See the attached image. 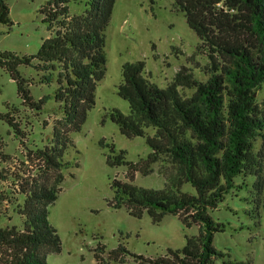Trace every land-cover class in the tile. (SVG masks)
Masks as SVG:
<instances>
[{
  "label": "trees",
  "instance_id": "obj_1",
  "mask_svg": "<svg viewBox=\"0 0 264 264\" xmlns=\"http://www.w3.org/2000/svg\"><path fill=\"white\" fill-rule=\"evenodd\" d=\"M115 1L49 0L40 12L52 34L37 54L0 52V67L16 82L25 107L39 111L48 97L33 98L29 87L34 80L21 75V65H34L42 72L40 83L56 81L55 98L63 104V114L53 120L52 134L40 148L27 145L29 122L20 110L0 114L20 140L24 156L0 150V161L23 165L0 170V180H10L8 190L0 188V203H9L23 218L21 228L0 227V264H47L49 254L61 252L48 206L62 190L67 163L60 158L72 143L70 132L86 120L106 74L105 31ZM76 4L82 8L72 12ZM174 4L199 37L197 51L206 53L208 76L199 80L182 66L162 88L147 77L143 61L123 64L118 95L128 101L130 113L114 110L110 116L123 135L145 138L151 151L145 159L130 163L125 151L113 150L106 155L107 164L127 165L125 177L131 181L137 172L148 175L159 164L165 186L146 189L115 179L116 196L110 203L126 207L137 218L146 212L154 223L172 214L185 227H197L198 233L188 236L181 249H168L156 258L135 255L141 264H213L223 256L213 245L214 235L225 227L211 212L237 187V177L255 176L264 188V0H174ZM0 24L9 29L14 24L7 0H0ZM183 89L192 93L183 94ZM186 185L194 191L184 189ZM8 211L6 207L0 216ZM120 251L127 250L119 246L114 251L123 260ZM95 256L102 261L98 252Z\"/></svg>",
  "mask_w": 264,
  "mask_h": 264
},
{
  "label": "rangeland",
  "instance_id": "obj_2",
  "mask_svg": "<svg viewBox=\"0 0 264 264\" xmlns=\"http://www.w3.org/2000/svg\"><path fill=\"white\" fill-rule=\"evenodd\" d=\"M48 1L7 0L14 24L10 29L0 24V52L37 54L42 41L52 34L40 12ZM80 8L76 4L71 10L76 12ZM105 36V77L98 83L94 106L80 129L70 132L72 143L60 158L67 163L65 179L58 198L48 206V219L61 239L62 249L49 254L47 264H141L135 255L146 258L166 255L168 249L183 248L187 237L198 233L196 226L187 228L172 214L154 223L146 212L137 218L126 207L114 208L110 203L116 196L113 180L146 189H162L165 178L156 164L152 173L137 172L132 181L128 180L127 165L110 166L106 155L113 150L116 154L125 151L126 161L136 163L151 151L145 138L123 135L110 116L114 110L125 115L130 113L128 101L118 95L123 64L143 61L147 77L162 88L182 66L188 67L199 80H206L208 61L206 53L197 51L199 37L174 0H116ZM19 72L34 80L29 89L35 100L48 98L41 110H29L22 104L10 73L0 67V114L20 110V115L29 122L27 145L40 148L52 134L53 120L63 114V104L55 98L57 82L40 83L43 73L34 65H21ZM182 93L189 95L192 90L183 89ZM46 121L48 126H44ZM0 150L24 158L20 140L2 118ZM15 161H0V170L13 169V165L23 169ZM9 181L0 180V188L8 190ZM235 183L237 187L211 212L225 227L214 235L213 245L223 256L213 264H264V188L260 189L255 176L237 177ZM184 189L194 191L190 185ZM0 207V211L9 209L8 215L0 216V227L23 226V218L10 209L9 203H0ZM119 246L127 250L119 252L123 260L114 253ZM97 252L102 261L96 259Z\"/></svg>",
  "mask_w": 264,
  "mask_h": 264
}]
</instances>
